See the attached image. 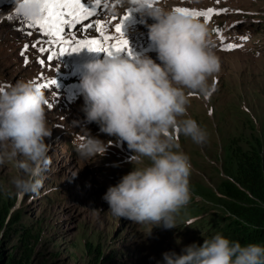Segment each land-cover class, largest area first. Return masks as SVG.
Returning a JSON list of instances; mask_svg holds the SVG:
<instances>
[{
    "label": "rangeland",
    "instance_id": "374dc122",
    "mask_svg": "<svg viewBox=\"0 0 264 264\" xmlns=\"http://www.w3.org/2000/svg\"><path fill=\"white\" fill-rule=\"evenodd\" d=\"M13 2L0 0V87L7 90L19 80H34L52 104V108H46L47 125L52 131L46 142L52 163L43 173L39 193L18 196L12 181L23 174L22 170L15 161L0 165V205L10 207L11 217L19 214V223L27 227L31 235L29 247L34 249L32 264H164V253L179 254L186 246L202 245L205 239L221 233L223 224L218 228L212 224L230 215L225 206L228 197L223 191L225 182L233 184V165L226 161L227 150L231 144L245 149L247 142L259 137L264 128V0H153L154 5L169 9L228 10L206 21L211 31L215 29L211 36L220 70L209 78L210 94L194 93L188 107L189 115L206 130L207 140L196 144L176 133L182 151L190 157V199L175 214L176 227L171 229L150 222L134 223L110 211L103 199L108 188L117 185L135 166L143 165L130 162L134 153L126 142L101 133L96 123H87L80 87L85 74L73 61L75 53L41 64L46 53L40 52L39 47L50 46L38 28L27 32L25 28L17 29L22 28L24 20L10 14ZM143 10L137 9L143 20L140 34L147 35L149 41L147 25L153 20L143 15L147 9ZM126 12L127 5L121 7L117 0L101 7L94 19L100 16V20L111 24ZM197 19L205 21L202 17ZM250 23L258 24L254 27ZM218 24L222 30L217 31ZM97 35L94 30H82L84 38ZM227 44L238 47L224 50ZM150 56L157 59V54ZM51 80L57 84L42 86ZM73 121H80L105 143L113 141L106 155L81 158L76 144L89 133ZM148 162L146 158L143 161ZM209 213L215 217L206 219ZM190 221H195L194 227L189 226L191 229L176 242L179 227ZM19 238L8 236L6 228L0 232V264H6L8 256L20 250H16Z\"/></svg>",
    "mask_w": 264,
    "mask_h": 264
},
{
    "label": "clouds",
    "instance_id": "9594fccd",
    "mask_svg": "<svg viewBox=\"0 0 264 264\" xmlns=\"http://www.w3.org/2000/svg\"><path fill=\"white\" fill-rule=\"evenodd\" d=\"M118 1L133 10L123 29L131 37L129 43L140 37L144 43L131 47L132 56L100 53L92 61L99 54L87 49L73 57L85 74L80 87L87 123H96L101 133L126 142L134 153L130 162L143 165L109 187L103 199L118 217L171 229L176 227L175 214L190 199V157L182 151L176 133L196 144L207 140L206 130L189 115L188 107L194 93L210 94L209 78L220 70L211 36L215 29L211 31L206 21L154 5L153 0ZM137 9H147L143 14L153 20L147 25L149 41L140 34L143 20ZM10 14L34 21L42 15V0H14ZM222 27L218 24L217 29ZM150 54H157V59ZM48 102L34 80H19L0 91V165L15 161L22 170L12 181L18 196L38 194L43 173L52 163L46 142L52 135L46 117ZM73 123L88 130L80 121ZM88 133L76 144L81 158L106 155L113 141L105 143ZM21 156L24 159L18 160ZM163 260L164 264H264V245H242L217 233L202 245L186 246L179 254L166 252Z\"/></svg>",
    "mask_w": 264,
    "mask_h": 264
},
{
    "label": "trees",
    "instance_id": "16d2710c",
    "mask_svg": "<svg viewBox=\"0 0 264 264\" xmlns=\"http://www.w3.org/2000/svg\"><path fill=\"white\" fill-rule=\"evenodd\" d=\"M247 143L245 149L233 147L231 144L227 150L226 161L233 165L230 175L233 184L225 182L223 191L228 197L225 206L230 215L217 219L212 226L218 228L223 224L220 228L221 234L233 241H239L242 245H264V128L259 137ZM205 217L211 219L215 214L209 213ZM19 221V214L11 217L10 207L0 205V232L6 228L8 236L14 234L20 237V244L16 247V250H20L8 256L6 264H32L34 249L29 247L31 235L27 227ZM193 223L190 221L179 227L181 231L175 236L176 242H180L179 239L194 227ZM2 258L0 255V262Z\"/></svg>",
    "mask_w": 264,
    "mask_h": 264
},
{
    "label": "snow or ice",
    "instance_id": "6c2138e0",
    "mask_svg": "<svg viewBox=\"0 0 264 264\" xmlns=\"http://www.w3.org/2000/svg\"><path fill=\"white\" fill-rule=\"evenodd\" d=\"M101 5L102 0H42V15L34 21H24L29 28H38L46 38L45 42L50 46L39 47L40 52L46 53L40 63L43 64L45 60H52L57 56L62 57L68 53H79L84 49H88L90 52L106 53L110 56L123 53L132 56L130 43L123 30L124 23L130 17L131 12L128 11L118 23H115V34H111L108 29L109 22L94 19ZM174 10L195 18L202 17L205 21H210L214 14L228 11L227 9L213 8L198 11L183 7H176ZM90 18L93 19L90 21ZM82 30H94L98 35L94 38H84ZM217 31L219 30L217 29ZM28 35H32V33L28 32ZM56 46H58V52L54 50ZM27 47L26 45L25 50ZM236 47L238 45L227 44L224 46V50H233ZM21 55H24V52ZM56 84V80H51L42 86L47 88ZM0 91H3L2 87H0ZM48 107L52 108V104L49 102Z\"/></svg>",
    "mask_w": 264,
    "mask_h": 264
},
{
    "label": "bare ground",
    "instance_id": "6f19581e",
    "mask_svg": "<svg viewBox=\"0 0 264 264\" xmlns=\"http://www.w3.org/2000/svg\"><path fill=\"white\" fill-rule=\"evenodd\" d=\"M143 15H144V14H143ZM23 28L26 29V32L31 30V28H29L25 22H24V24L22 25V28L19 27V26H17V29H23ZM14 31H16V30H14ZM16 32H17V31H16ZM18 32H20V30H19ZM36 34H37V33H36Z\"/></svg>",
    "mask_w": 264,
    "mask_h": 264
}]
</instances>
